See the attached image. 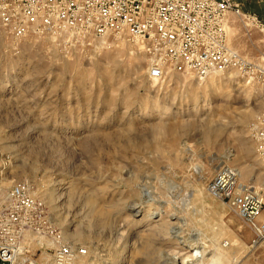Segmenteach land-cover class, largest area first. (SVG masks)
I'll use <instances>...</instances> for the list:
<instances>
[{
    "label": "rangeland",
    "instance_id": "rangeland-1",
    "mask_svg": "<svg viewBox=\"0 0 264 264\" xmlns=\"http://www.w3.org/2000/svg\"><path fill=\"white\" fill-rule=\"evenodd\" d=\"M229 37L259 56L254 27L237 19ZM262 112L264 83L236 73L156 80L126 40L16 42L0 27V195L27 180L47 200L36 257L69 244L86 248L81 264H264V241L208 191L229 165L264 194L250 132Z\"/></svg>",
    "mask_w": 264,
    "mask_h": 264
},
{
    "label": "built area",
    "instance_id": "built-area-1",
    "mask_svg": "<svg viewBox=\"0 0 264 264\" xmlns=\"http://www.w3.org/2000/svg\"><path fill=\"white\" fill-rule=\"evenodd\" d=\"M249 0H0V27L20 42L48 38L53 45L94 46L110 37L134 44L146 57L148 75L170 74L205 79L236 73L264 83V22L244 5ZM264 2V0H258ZM239 20L260 34L259 56L245 58L230 42L229 29ZM251 137L264 159V112L253 121ZM3 161L0 158V172ZM216 199L227 203L264 241V194L242 183L240 171L222 166L208 184ZM47 200L27 180L13 183L0 203V264H81L86 248L61 244L49 259L36 257L52 229Z\"/></svg>",
    "mask_w": 264,
    "mask_h": 264
},
{
    "label": "bare ground",
    "instance_id": "bare-ground-1",
    "mask_svg": "<svg viewBox=\"0 0 264 264\" xmlns=\"http://www.w3.org/2000/svg\"><path fill=\"white\" fill-rule=\"evenodd\" d=\"M30 182V181H29ZM32 184V183H31ZM11 187V186H10ZM9 187V188H10ZM8 188V189H9ZM8 189H6V190H8ZM36 191H37V189H36ZM7 192V191H6ZM5 196H6V194L3 192L1 195H0V203L4 200V198H5ZM129 208H130V210L134 213V215L135 216H141V212H142V205L140 204V203H133V204H131L130 206H129ZM171 232H172V234H174V236L175 237H179L181 234L180 233H182L181 232V229L179 228V227H177V226H175V227H173V228H171ZM179 238H181V243L182 244H185L186 243V238H184V237H179ZM191 246V245H190ZM199 253L200 252H198V250H197V252H196V254H194L193 253V250H192V252H191V254H193V255H199ZM201 255V254H200ZM49 257H50V255H46V254H43L42 253V256H41V258H43V259H49ZM188 257V256H187ZM189 260L190 259H186V261H184L185 263H188L189 262ZM184 262H182V263H184ZM169 263V261H167L165 264H168ZM171 264H172V262H170ZM173 263H175V262H173ZM181 262L179 261L178 262V264H180ZM176 264V263H175Z\"/></svg>",
    "mask_w": 264,
    "mask_h": 264
},
{
    "label": "crops",
    "instance_id": "crops-1",
    "mask_svg": "<svg viewBox=\"0 0 264 264\" xmlns=\"http://www.w3.org/2000/svg\"><path fill=\"white\" fill-rule=\"evenodd\" d=\"M244 9L255 13L264 22V2L249 0L245 3Z\"/></svg>",
    "mask_w": 264,
    "mask_h": 264
}]
</instances>
